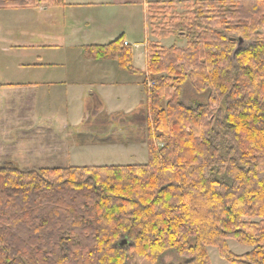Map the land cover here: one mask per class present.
<instances>
[{"label":"trees","instance_id":"1","mask_svg":"<svg viewBox=\"0 0 264 264\" xmlns=\"http://www.w3.org/2000/svg\"><path fill=\"white\" fill-rule=\"evenodd\" d=\"M65 0H0V9ZM146 3V69L123 36L84 49L145 74L146 164L0 168V264H264V0ZM176 36L184 47L165 46ZM240 39L249 42L240 46ZM187 82L210 100L183 98ZM229 239L253 246L233 253ZM126 241L125 244H122Z\"/></svg>","mask_w":264,"mask_h":264},{"label":"rangeland","instance_id":"2","mask_svg":"<svg viewBox=\"0 0 264 264\" xmlns=\"http://www.w3.org/2000/svg\"><path fill=\"white\" fill-rule=\"evenodd\" d=\"M173 1L177 2L176 9L180 12L184 11L189 6V4L184 3L189 0ZM40 5H47V3L40 1L39 6ZM142 7L143 6L133 9L129 8L130 14L119 12L116 15H110L107 17V20L108 24L115 25V29L117 27L116 25H120V37L123 36L125 43L132 47L134 64L139 68L145 69L146 44L148 40H157V38L149 34L146 7ZM7 10L9 11L0 12V19L2 21H9L11 24H17L19 22L23 23L24 21V23H26L28 16L22 18V16L18 15L19 12L17 10ZM91 27H93V25H91ZM160 41L167 47L172 45L184 47L186 44L185 40L176 36L165 37L160 39ZM248 45L249 42H244L242 48H246ZM85 48L86 47H84L79 54H77L76 50L56 51L55 49H52V60L57 65L49 66L47 70L45 69L42 71L39 78H46L47 75L59 78L58 75L63 74L65 71L64 63H67L69 68L73 67V63L74 66H77V60L75 58L78 55H81V53L85 56ZM14 57L19 58L21 55L15 54ZM48 57L49 54H46L45 56L40 57V60L47 59ZM6 59H8V53L0 49V69ZM86 59L95 61V59L87 57ZM114 62L116 63L119 71H127L122 69L116 61ZM0 72L2 73L3 70L1 69ZM10 74L11 72L8 73V75ZM26 75H21L23 78H26L24 80H32L31 78H34L29 74V76ZM136 75L140 74L138 73ZM133 79L134 78H131L130 76L129 82H126L124 79H117V77H115L112 84L107 86V91L103 92V98L106 100L105 102L108 110L113 108L117 102L121 106L130 107L132 99L137 98L139 100L140 95H145L147 97L144 84L139 86V90L136 87L131 88L132 84L135 86V82H132ZM78 88L84 89V86L79 85L76 88L78 90L77 92H69V94L73 96L71 100L74 102L73 108L75 111L78 108V101L81 94V90ZM100 88L98 85H93L88 90L91 89L92 91H97L99 93ZM65 92V86L59 84L51 87L43 86L38 88V92L36 94L37 103L35 107L37 111L35 116L36 121L32 120V111H30L31 109L29 103L27 102V100H33L30 92L20 90V92L15 93L19 96L18 101V97L16 95L15 97L8 98L0 97V166H3V160L5 159L15 160L22 170L67 168L70 166L129 165L148 163L149 153L146 142L149 119V109L147 106L148 98H146V102L143 104L146 108L145 110L140 108L130 115L128 114L125 116L114 117L109 116L107 114L108 112H105L101 116L94 117L96 120L91 118L90 121H92L93 126H88L84 129V132L88 135L86 134L82 137L83 135L78 136L77 133L75 134L71 131L67 133L66 131L67 136L64 137L63 135H57L55 131L47 130L45 126L49 124V119H53V124L55 126V124H58L57 120L64 117L62 114H59V104L63 99L65 100ZM83 93H86V90H84ZM87 93H89V91H87ZM210 95V91L197 92L191 83L187 82L184 86L182 100L188 106H196L197 104L209 102ZM44 101H49L50 105L53 107L49 106V108H45ZM98 109H101L99 105ZM38 110L43 113H40ZM44 111H51V113H44ZM104 119H108V123L104 122ZM79 142H97V145L84 144L76 146ZM106 142L116 144L109 147V143ZM67 144H69L68 146L70 147V154L65 156L64 152ZM56 148L62 150H59V152L53 151V149ZM228 245L230 250L237 255L246 254L254 249L253 246L242 244L235 239H229ZM208 250L212 264H235L223 258L218 247L210 246L208 247ZM184 263V258L177 255L174 251L169 250L160 256L156 264Z\"/></svg>","mask_w":264,"mask_h":264},{"label":"crops","instance_id":"3","mask_svg":"<svg viewBox=\"0 0 264 264\" xmlns=\"http://www.w3.org/2000/svg\"><path fill=\"white\" fill-rule=\"evenodd\" d=\"M148 1L154 0H65V5L62 6L47 4L37 7L0 9V12H8L9 10L7 9H15L22 18L28 16L26 23L24 21L17 24H11L9 21L0 19V49L8 53V59L3 62L1 68L3 72H0V97L8 98L16 95L18 101L19 96L15 93L20 92V90L30 92L33 100H27V102L29 103L30 111H32V120L36 121L37 111L35 107L38 88L43 86L51 87L57 84L65 86V100L63 99L59 104V114L64 117L62 119L59 118L57 120L58 124H55V126L53 119H49V124L45 126L47 130L55 131L57 135H63L64 137L70 131L84 137L87 134L84 129L88 126H93L92 121H90L91 118L96 120L94 117L101 116L105 112H108L109 116L114 117L130 115L140 108L145 110L146 108L143 106L147 98L145 95H140L139 100L137 98L132 99L130 107L121 106L117 102L113 108L108 110L106 100L103 98V92L107 91V86L112 84L115 77L129 82L131 76V78H134L132 82H135V86L132 84L131 88L136 87L138 90L140 89L139 86L144 84L146 77L145 74L136 75L127 71H119L116 63L112 60H89L81 53L75 58L77 66H74L73 63V67L69 68L68 64L64 63L65 71L63 74L58 75L59 78H55L52 75H47L46 78H39V75L45 69L47 70L49 66L57 65L52 60V49L56 51L76 50L77 54H79L84 47L105 45L118 39L121 35L120 25H116L115 29V25L108 24L107 17L113 14L116 15L119 12L130 14L129 8L133 9L139 6L144 8ZM15 54H20L21 57H14ZM46 54H49V57L40 60V57ZM134 67L141 71L146 69L139 68L135 64ZM9 72H11L10 75H8ZM28 74L34 78H31L32 80H24L26 78L21 76H29ZM79 85H83L84 89L78 88L81 90V94L78 108L75 111L73 108L74 102L71 100L73 96L69 92H77L76 88ZM93 85L101 87L99 93L91 89L88 90ZM84 90H86V93H83ZM44 103L45 108L53 107L49 101H44ZM98 105L101 109H98ZM44 113H51V111H44ZM104 122L108 123V119H104ZM94 143L79 142L76 146L84 144L96 146L97 142ZM106 143H109V147L116 144ZM68 145L65 148V156L70 154ZM59 150L61 151L62 149H53V151L57 152ZM3 161V166L9 165L20 169L19 164L15 160L5 159ZM3 166H0V168Z\"/></svg>","mask_w":264,"mask_h":264},{"label":"water","instance_id":"4","mask_svg":"<svg viewBox=\"0 0 264 264\" xmlns=\"http://www.w3.org/2000/svg\"><path fill=\"white\" fill-rule=\"evenodd\" d=\"M245 41L243 39H240L239 43H240V46L244 43ZM126 241H123L122 244H125Z\"/></svg>","mask_w":264,"mask_h":264},{"label":"built area","instance_id":"5","mask_svg":"<svg viewBox=\"0 0 264 264\" xmlns=\"http://www.w3.org/2000/svg\"><path fill=\"white\" fill-rule=\"evenodd\" d=\"M125 44H127V43H125Z\"/></svg>","mask_w":264,"mask_h":264}]
</instances>
